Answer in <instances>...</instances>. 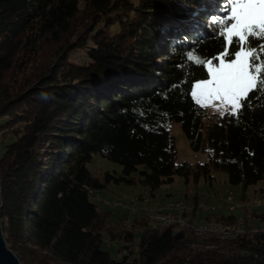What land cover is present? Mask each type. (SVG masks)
<instances>
[{"label":"trees","instance_id":"1","mask_svg":"<svg viewBox=\"0 0 264 264\" xmlns=\"http://www.w3.org/2000/svg\"><path fill=\"white\" fill-rule=\"evenodd\" d=\"M225 1L0 0V221L23 264H264V232L251 233L247 221L221 236L136 215V226L114 235L112 208L92 198L112 181L154 198L176 176L198 181L212 167L244 188L264 180V94L209 125L190 94L207 73L187 56L222 51L212 18ZM171 120L205 163L176 161ZM95 155L121 173L106 169L101 182L89 168ZM213 214L206 220H238ZM108 236L121 241V257Z\"/></svg>","mask_w":264,"mask_h":264},{"label":"rangeland","instance_id":"2","mask_svg":"<svg viewBox=\"0 0 264 264\" xmlns=\"http://www.w3.org/2000/svg\"><path fill=\"white\" fill-rule=\"evenodd\" d=\"M216 1L217 0H215V2ZM208 11L212 12V9L208 8ZM205 108L207 111L205 116L206 125L212 123L217 114H224L228 111H232L230 106L220 101H212ZM206 128L207 127L205 126L204 131H206ZM169 130L176 141V161L178 163L187 161L196 165L197 163H205L207 161V156L204 152L192 149L190 141L179 121L171 120L169 122ZM2 145L0 135V153L3 150ZM89 168L93 174L97 175L98 179L103 182L104 178L101 174L103 171L111 169L112 171H115L116 174H120L122 166L119 163L111 162L99 155H95L93 162L89 163ZM125 188H127V186L112 181L107 187L97 188L92 196L93 200L97 202L100 210H102L103 207L112 208L113 215H110V222L108 223L107 228L114 235L119 233L122 227L127 228L136 226L137 223L134 222L136 215L149 216L152 218L153 224H157V219H162L159 216H170L178 220L180 223L182 221H190L189 218L191 216L192 206H194L195 195H198L199 200V207L197 210L198 218H200V213H203L204 220L213 212L218 214L235 213L238 217L242 218L246 217L247 211L249 214H251L253 210H257L258 213L264 212V180L250 184L244 188L241 184H232L226 173L217 170L214 167H212L208 173H202L198 181L194 175L190 177L188 182H186L184 178L176 176L171 183L163 184L157 190V197L154 198H150V194L145 192L141 187H138L134 191V194L128 193ZM141 193H144L142 194L143 198L139 197V194ZM167 193L170 194L168 195ZM218 193H221V195H218ZM186 195L189 196L188 200ZM229 195H231L233 200H226ZM165 196L166 198H164ZM171 196L173 198V203L168 200ZM181 197L184 201H178ZM231 205L235 206L232 210L229 208ZM212 207H217V209L214 211ZM173 209L176 211V216L174 214L169 215L170 211H173ZM183 211H187L188 213L183 215ZM248 217L257 222L258 225L264 221L260 220L258 216ZM196 220L197 218L193 221ZM197 221L201 222L199 220ZM237 221L241 222L242 220ZM204 222L206 221H203L202 223ZM160 223H163V221ZM106 241L107 246L112 251V255L116 258L121 257V254L115 250L118 248L121 241L110 236H108Z\"/></svg>","mask_w":264,"mask_h":264},{"label":"snow or ice","instance_id":"3","mask_svg":"<svg viewBox=\"0 0 264 264\" xmlns=\"http://www.w3.org/2000/svg\"><path fill=\"white\" fill-rule=\"evenodd\" d=\"M212 23L222 37V51L214 58L188 54L207 73L190 94L198 105L220 101L237 116L254 96L264 94V0H226L224 15L214 16Z\"/></svg>","mask_w":264,"mask_h":264},{"label":"bare ground","instance_id":"4","mask_svg":"<svg viewBox=\"0 0 264 264\" xmlns=\"http://www.w3.org/2000/svg\"><path fill=\"white\" fill-rule=\"evenodd\" d=\"M197 156V154H196ZM180 205V204H179ZM235 206H232V208ZM184 208V207H183ZM162 219L165 220H176L175 218H172L170 216H159ZM181 224H191L190 221H182ZM202 226L204 227V229L202 228H198L196 226H186V228L189 231H195L197 233L200 234H204V235H221V236H234L239 232H242L244 230H246V226L243 224V222H239L238 221L233 225V226H227L225 223L223 222H204L202 223ZM213 229H219V231H205V230H213ZM251 233H259V232H264V224H260V225H250L249 228Z\"/></svg>","mask_w":264,"mask_h":264},{"label":"water","instance_id":"5","mask_svg":"<svg viewBox=\"0 0 264 264\" xmlns=\"http://www.w3.org/2000/svg\"><path fill=\"white\" fill-rule=\"evenodd\" d=\"M1 188H0V212H1ZM0 264H23L18 255L7 245L0 221Z\"/></svg>","mask_w":264,"mask_h":264},{"label":"crops","instance_id":"6","mask_svg":"<svg viewBox=\"0 0 264 264\" xmlns=\"http://www.w3.org/2000/svg\"><path fill=\"white\" fill-rule=\"evenodd\" d=\"M97 176V175H96ZM218 195H221V193H218ZM230 197H231V195H229L228 196V198L226 199L227 201H229L230 200ZM173 198H172V196L168 199L169 200V202H171V203H173V200H172ZM183 200V198L181 197L178 201H182ZM184 201V200H183ZM178 203V202H177ZM172 205H174V204H172ZM225 206H226V204H225ZM230 208V210H232V209H234V208H232V205L229 207ZM212 209H214V211L217 209V207L215 208H213L212 207ZM254 211V210H253ZM252 211V212H253ZM176 211L173 209V211H170V214L169 215H177L176 213H175ZM198 212V211H197ZM251 212V213H252ZM200 213V212H199ZM198 213V214H199ZM218 214V213H217ZM228 214V213H227ZM247 215H246V217L245 218H242V217H238V220H242V222H243V220H244V222H243V224L245 225V222L247 221L248 223H249V225H258V223L257 222H255V221H253V220H251V219H249V217L248 216H250V214L248 213V211H247V213H246ZM202 215V217H203V213H200V216ZM220 215V214H219ZM208 216H211V218H214V214L212 215H208ZM207 216V217H208ZM207 217L205 218V220H204V218H202L201 220H199L200 218H197V220H199V221H201V222H203V221H207L206 219H207ZM238 223H239V221H238ZM261 223H264V221H262ZM260 223V224H261Z\"/></svg>","mask_w":264,"mask_h":264},{"label":"built area","instance_id":"7","mask_svg":"<svg viewBox=\"0 0 264 264\" xmlns=\"http://www.w3.org/2000/svg\"><path fill=\"white\" fill-rule=\"evenodd\" d=\"M230 200H233V199L230 197ZM186 226H196L198 228L204 229V227L202 226V222H198L197 220L191 221V224H183L182 225V227H186ZM205 231H219V229L205 230Z\"/></svg>","mask_w":264,"mask_h":264}]
</instances>
